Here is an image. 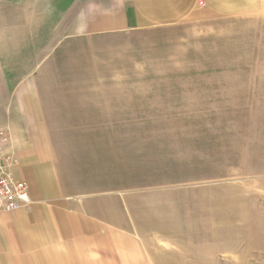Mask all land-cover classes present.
<instances>
[{"label":"rangeland","instance_id":"374dc122","mask_svg":"<svg viewBox=\"0 0 264 264\" xmlns=\"http://www.w3.org/2000/svg\"><path fill=\"white\" fill-rule=\"evenodd\" d=\"M75 1L0 0L11 73ZM197 18L65 42L40 76L51 134L74 187L126 199L155 264H264V3Z\"/></svg>","mask_w":264,"mask_h":264},{"label":"crops","instance_id":"0c3cea01","mask_svg":"<svg viewBox=\"0 0 264 264\" xmlns=\"http://www.w3.org/2000/svg\"><path fill=\"white\" fill-rule=\"evenodd\" d=\"M263 3L77 0L66 11L69 34H63L65 15L61 13L52 27L57 36L46 43L51 48L34 49L37 61L32 68L11 73L6 57H0V128L9 132L6 150L11 149L15 178L26 183L30 198L27 208L0 211V264H155L144 239L132 228L128 204L120 192L82 191L71 184L50 129L64 124V119L58 122L46 111L45 91L40 86L48 57H59L64 43L80 36L167 27L202 16H249L262 12ZM36 25L34 19L30 29ZM18 74L19 80L12 81L11 75Z\"/></svg>","mask_w":264,"mask_h":264},{"label":"built area","instance_id":"2783aa9c","mask_svg":"<svg viewBox=\"0 0 264 264\" xmlns=\"http://www.w3.org/2000/svg\"><path fill=\"white\" fill-rule=\"evenodd\" d=\"M9 141V132L0 129V211L6 212L27 208L30 204L26 183L16 179L9 167V161L14 163V159L5 152Z\"/></svg>","mask_w":264,"mask_h":264},{"label":"bare ground","instance_id":"6f19581e","mask_svg":"<svg viewBox=\"0 0 264 264\" xmlns=\"http://www.w3.org/2000/svg\"><path fill=\"white\" fill-rule=\"evenodd\" d=\"M11 156V155H10ZM11 158H13L14 159V157L13 156H11ZM30 200V199H29Z\"/></svg>","mask_w":264,"mask_h":264}]
</instances>
